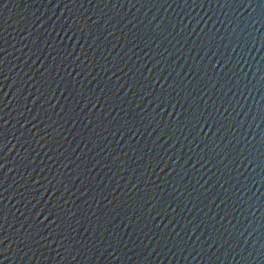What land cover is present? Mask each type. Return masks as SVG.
<instances>
[{
	"label": "water",
	"instance_id": "1",
	"mask_svg": "<svg viewBox=\"0 0 264 264\" xmlns=\"http://www.w3.org/2000/svg\"><path fill=\"white\" fill-rule=\"evenodd\" d=\"M0 264H264V0H0Z\"/></svg>",
	"mask_w": 264,
	"mask_h": 264
}]
</instances>
